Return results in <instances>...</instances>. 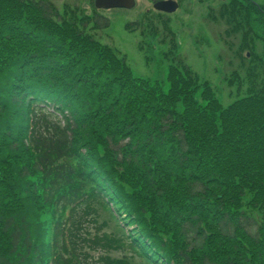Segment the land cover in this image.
<instances>
[{"label": "trees", "instance_id": "16d2710c", "mask_svg": "<svg viewBox=\"0 0 264 264\" xmlns=\"http://www.w3.org/2000/svg\"><path fill=\"white\" fill-rule=\"evenodd\" d=\"M253 2L212 17L248 62L227 79L244 94L224 108L178 59L167 21L141 29L167 41L159 82L95 39L109 27L96 12L0 0V264H131L90 244L93 198L145 264H264V4Z\"/></svg>", "mask_w": 264, "mask_h": 264}, {"label": "rangeland", "instance_id": "374dc122", "mask_svg": "<svg viewBox=\"0 0 264 264\" xmlns=\"http://www.w3.org/2000/svg\"><path fill=\"white\" fill-rule=\"evenodd\" d=\"M57 8H61L63 4H79L83 8L90 10L86 0H53ZM229 0H183L176 13L168 17L170 26L175 33L179 57L183 59L201 80L209 82L221 104L225 107L233 103L244 92V86L240 92L235 85L236 81H232L229 86L227 79L232 72H238L241 78L247 75V61H242L241 66L238 54L232 50H228L227 46H231L227 42L232 40L235 42L238 38L228 39L225 37L227 27L220 21L214 20L215 11L222 3L228 4ZM258 4L264 3V0ZM149 0H136V7L129 11L111 10L100 12L106 16L110 22L109 28L97 34L98 40L107 44L114 50L120 52L126 57V61L135 76L148 78L151 80L163 82L165 79L168 63L160 59L159 51L161 50L157 44H154L156 50L151 51L145 49L144 52L139 51V46L146 47L142 38H139L140 31L135 34L125 31L126 22H136L146 12H152ZM209 14V17H208ZM227 40V41H224ZM246 51V50H244ZM243 51V52H244ZM248 53L244 52L243 55ZM244 94V93H243ZM241 98V97H239ZM91 209L88 220L94 219L95 224H91V238L93 242L103 244L105 241L111 245V249L115 252L114 247H118L117 256L125 255L127 258L133 256L125 240L116 243L117 235L113 234V222L109 215L103 212L95 202H90ZM106 224V225H105ZM104 234L109 235L107 238ZM112 252V253H113ZM133 264H141V259L134 257Z\"/></svg>", "mask_w": 264, "mask_h": 264}, {"label": "water", "instance_id": "95a60500", "mask_svg": "<svg viewBox=\"0 0 264 264\" xmlns=\"http://www.w3.org/2000/svg\"><path fill=\"white\" fill-rule=\"evenodd\" d=\"M95 7L102 9L125 8L130 9L133 0H95ZM177 5L172 1L159 2L154 5V9L166 13H172L176 10Z\"/></svg>", "mask_w": 264, "mask_h": 264}]
</instances>
